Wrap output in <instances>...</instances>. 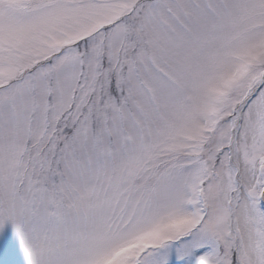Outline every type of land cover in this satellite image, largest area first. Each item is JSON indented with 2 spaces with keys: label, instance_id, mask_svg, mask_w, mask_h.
Returning a JSON list of instances; mask_svg holds the SVG:
<instances>
[{
  "label": "snow or ice",
  "instance_id": "obj_1",
  "mask_svg": "<svg viewBox=\"0 0 264 264\" xmlns=\"http://www.w3.org/2000/svg\"><path fill=\"white\" fill-rule=\"evenodd\" d=\"M0 264H264V0H0Z\"/></svg>",
  "mask_w": 264,
  "mask_h": 264
}]
</instances>
